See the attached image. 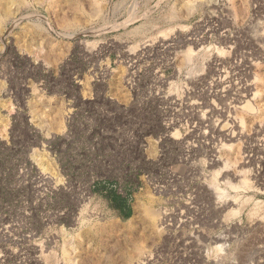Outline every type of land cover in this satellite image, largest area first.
<instances>
[{"label": "rangeland", "instance_id": "obj_1", "mask_svg": "<svg viewBox=\"0 0 264 264\" xmlns=\"http://www.w3.org/2000/svg\"><path fill=\"white\" fill-rule=\"evenodd\" d=\"M97 1L0 2V264H264V0Z\"/></svg>", "mask_w": 264, "mask_h": 264}, {"label": "bare ground", "instance_id": "obj_2", "mask_svg": "<svg viewBox=\"0 0 264 264\" xmlns=\"http://www.w3.org/2000/svg\"><path fill=\"white\" fill-rule=\"evenodd\" d=\"M9 1H13V2H16V1H18V0H0V2H6V3H8V5H9ZM24 2L25 0H21V2ZM36 2H38V3H41L42 4V2H44V1H46V0H35ZM48 1H51V0H47V2ZM97 1V0H96ZM20 2V1H19ZM97 2H99V1H97ZM5 3V4H6ZM54 3V2H53ZM4 4V3H3ZM22 4V3H21ZM19 6V5H18ZM99 9V8H98ZM97 9V10H98ZM2 11V10H1ZM97 12V11H96ZM99 12V11H98ZM17 13V12H16ZM5 16H6V18L8 17V16H10L11 15V13L8 11V13L7 12H5V14H4ZM4 16V17H5ZM1 19V18H0ZM0 22H2V21H0ZM3 25V24H2ZM189 52V51H188ZM187 54H189V53H187ZM256 95V94H255ZM236 97V96H235ZM236 99V98H235ZM238 102H239V100H237ZM235 102V101H234ZM235 103H237V102H235ZM236 108V107H235ZM234 108V109H235ZM239 109V108H238ZM237 109V110H238ZM241 109L242 110H244L245 112H252L254 109L252 108V106L251 105H249L248 103H246V105H244L243 107H241ZM236 110V109H235ZM230 136V135H229ZM227 138H228V136H227ZM230 138V137H229ZM232 140V139H231ZM219 159V158H218ZM224 167L225 168H231L232 167V163H231V161H227L225 164H224ZM238 174L239 175H237V176H241V177H244V178H242V180H240L239 181V185H237V188L238 189H249L250 188V184L248 183V181L245 179L246 177H245V174L243 173V171H240V172H238ZM215 191L218 193V196H219V198H221V193H220V190L216 187L215 188ZM151 195V194H150ZM153 198H150L149 199V202L148 203H145V202H142L141 204H142V206H141V216L143 217V219H144V221L148 224V228H149V230L150 231H156V232H159L160 231V226H161V224L162 225H164L166 222L164 221V219H159V217H158V214H157V212L153 209V208H151V207H153V206H151L153 203H154V199L152 200ZM148 201V200H147ZM237 199H235V201H233V205H237ZM140 206V205H139ZM235 212V214L236 213H238L239 212V209L238 210H236V211H234ZM141 217V218H142ZM162 221V222H161ZM137 246V245H136ZM221 247L222 246H219L218 247V249H221ZM143 253H145V248H144V246H142V245H139L138 244V246L136 247V252H135V255L133 256V258H132V261L134 260V259H139L140 261H141V257L143 256ZM132 255V254H131ZM131 258V257H130ZM131 259H129V262H132V261H130ZM139 261V262H140ZM139 262H137L136 261V263H139ZM141 263V262H140Z\"/></svg>", "mask_w": 264, "mask_h": 264}, {"label": "trees", "instance_id": "obj_3", "mask_svg": "<svg viewBox=\"0 0 264 264\" xmlns=\"http://www.w3.org/2000/svg\"><path fill=\"white\" fill-rule=\"evenodd\" d=\"M129 211V210H128Z\"/></svg>", "mask_w": 264, "mask_h": 264}]
</instances>
